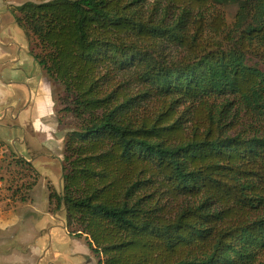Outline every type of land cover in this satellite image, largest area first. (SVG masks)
<instances>
[{
    "label": "trees",
    "instance_id": "trees-1",
    "mask_svg": "<svg viewBox=\"0 0 264 264\" xmlns=\"http://www.w3.org/2000/svg\"><path fill=\"white\" fill-rule=\"evenodd\" d=\"M213 2L12 8L63 92L50 208L97 264H264V70L249 62L264 47V0L241 2L234 29Z\"/></svg>",
    "mask_w": 264,
    "mask_h": 264
},
{
    "label": "crops",
    "instance_id": "crops-1",
    "mask_svg": "<svg viewBox=\"0 0 264 264\" xmlns=\"http://www.w3.org/2000/svg\"><path fill=\"white\" fill-rule=\"evenodd\" d=\"M26 1L0 0V182H8L3 172L11 178L17 170L33 169L49 188L63 179L67 129L59 122L56 86L12 13ZM36 184L27 185L26 198L0 190V264H55L47 257L53 242L62 248L71 241L66 219L49 202H37ZM7 232L12 236L5 237Z\"/></svg>",
    "mask_w": 264,
    "mask_h": 264
},
{
    "label": "rangeland",
    "instance_id": "rangeland-1",
    "mask_svg": "<svg viewBox=\"0 0 264 264\" xmlns=\"http://www.w3.org/2000/svg\"><path fill=\"white\" fill-rule=\"evenodd\" d=\"M36 1H43V0H36ZM215 1L216 2H213L214 6L217 7L218 9H221L226 16L228 29H234V26H235L234 23H235L236 16L238 13L239 5L241 2L245 0H215ZM258 54L261 56L251 55L249 57V62L251 64H256L257 66H260L262 70H264V47L262 50H259ZM56 92L58 95L63 93L62 89L60 88H57ZM58 95L56 96L58 97ZM62 107H63V104H61V102L58 101L57 110L59 111L60 108ZM236 112H237L236 108H233L231 115H233ZM241 115H243V113H241ZM239 119L240 117H238L237 120L239 121ZM237 120L234 121L235 126L237 124ZM65 122L68 125L70 124L72 126H74L75 124L73 117L68 114H66ZM3 173L6 174L3 177V179L5 181L8 180V182L3 184L0 190H3V189L11 190L12 193L10 196H13V197H16V196L24 197L25 193H29L27 192L28 191L27 185L29 184L28 186L32 188L31 185L33 184L34 181L35 183H37L35 187L36 200L40 204H45L49 202V195H50L51 189L56 190L57 192H61L63 189V179L62 178H61V182L59 183L56 182V184L54 185L52 184L51 189H50L47 186L48 180L44 177L40 178V174L35 172V170L33 169H26V171L17 170L14 174H10L11 178L8 175V173L6 172H3ZM56 213H59L60 216H63L65 219H67L65 210H61ZM3 235L5 237H8V236L10 237L12 236V233L7 232V233H4ZM69 239H71V241H68L66 242V244H63L62 248L57 247L59 243L53 242L52 247H51V249L53 250L49 253L51 255L47 256L49 257L48 259L49 261L54 260L55 264H81V263L82 264H96V261H97L96 257L94 256L92 252H90V248H88V246L86 245V241L83 237L76 239L71 236V238ZM56 250H60V251H56Z\"/></svg>",
    "mask_w": 264,
    "mask_h": 264
},
{
    "label": "built area",
    "instance_id": "built-area-1",
    "mask_svg": "<svg viewBox=\"0 0 264 264\" xmlns=\"http://www.w3.org/2000/svg\"><path fill=\"white\" fill-rule=\"evenodd\" d=\"M0 187H2V183L0 182Z\"/></svg>",
    "mask_w": 264,
    "mask_h": 264
}]
</instances>
